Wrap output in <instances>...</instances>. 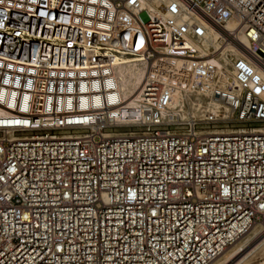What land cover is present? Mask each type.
<instances>
[{"label": "built area", "instance_id": "built-area-1", "mask_svg": "<svg viewBox=\"0 0 264 264\" xmlns=\"http://www.w3.org/2000/svg\"><path fill=\"white\" fill-rule=\"evenodd\" d=\"M174 1L240 49L137 0H0V264H209L264 217V0Z\"/></svg>", "mask_w": 264, "mask_h": 264}, {"label": "bare ground", "instance_id": "bare-ground-1", "mask_svg": "<svg viewBox=\"0 0 264 264\" xmlns=\"http://www.w3.org/2000/svg\"><path fill=\"white\" fill-rule=\"evenodd\" d=\"M141 7H146L150 14L153 16L167 18L170 16L172 9L177 10L180 13V20L184 21L188 25H192L195 29L196 39L191 40L186 37L185 45L197 50L202 57L211 61L213 64H217V60H224L225 55L235 54V51L240 49V46H230L228 41L225 43L221 40L222 31H218L212 26H210L205 21H196L193 17L189 16L187 13L181 11L174 0H137ZM234 24H227L225 30H231ZM224 32V31H223ZM120 85L119 89L124 94H130L128 106L135 105L137 99L136 92L133 93L137 85L140 82L141 72L132 63L125 64L118 68ZM259 78V75L255 77ZM201 102L197 99V105ZM172 106L179 105V95L178 92L173 93ZM182 111V110H181ZM198 110L190 107L187 110H183L179 115L181 120H186L187 115H191L193 118L198 119L200 116L195 114ZM264 218V217H263ZM259 219H262L261 217ZM264 233V221L260 223H253L249 231L241 235V237L229 247H227L217 258H215L209 264H240L245 257L256 249L261 248L264 244V237L251 249L246 251V248L250 246L259 236ZM248 249V248H247ZM247 258V257H246ZM248 260V258H247ZM246 263V262H245ZM242 264V263H241ZM264 264V261H261Z\"/></svg>", "mask_w": 264, "mask_h": 264}, {"label": "rangeland", "instance_id": "rangeland-1", "mask_svg": "<svg viewBox=\"0 0 264 264\" xmlns=\"http://www.w3.org/2000/svg\"><path fill=\"white\" fill-rule=\"evenodd\" d=\"M263 221H264V218L257 220L256 223H260V222H263ZM262 237H264V233H262L259 236L258 240L256 239L250 246H248L247 247L248 249L246 248V251L251 249L253 246L256 247L255 245L261 240ZM246 257L248 258V260H247ZM246 257L241 262L242 264H261V261H264V244L261 246V248L254 250L253 252L248 254Z\"/></svg>", "mask_w": 264, "mask_h": 264}]
</instances>
